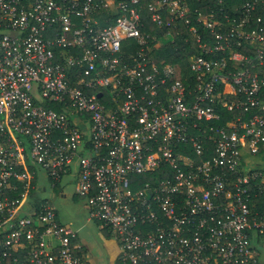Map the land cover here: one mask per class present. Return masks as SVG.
Segmentation results:
<instances>
[{
	"label": "built area",
	"instance_id": "1",
	"mask_svg": "<svg viewBox=\"0 0 264 264\" xmlns=\"http://www.w3.org/2000/svg\"><path fill=\"white\" fill-rule=\"evenodd\" d=\"M212 3L0 0V264H88L41 195L69 174L120 264L258 263L264 0Z\"/></svg>",
	"mask_w": 264,
	"mask_h": 264
},
{
	"label": "rangeland",
	"instance_id": "2",
	"mask_svg": "<svg viewBox=\"0 0 264 264\" xmlns=\"http://www.w3.org/2000/svg\"><path fill=\"white\" fill-rule=\"evenodd\" d=\"M160 36L161 43L164 40H168L171 38V35L168 33H163ZM72 175H66L63 178L64 181V191L67 193L66 198H61L54 195L52 199V195L50 194V190L47 187L45 192H42L41 195H46L50 198V201L57 207L58 212L61 216L65 217L62 221L69 225L71 228L75 229L79 225L78 229V240L87 245L86 253L89 258L88 264H112V262L106 259L103 255V252L99 246L100 243L104 241L102 237L97 234V228L95 223L86 221V217L88 216L87 212L82 208V205L85 203V198L80 197L74 193L75 183ZM93 220V219H92ZM96 221V220H95ZM80 225H83L82 227ZM114 246V242L109 239ZM264 244V242H263ZM264 247V245L262 246ZM264 250V248H263Z\"/></svg>",
	"mask_w": 264,
	"mask_h": 264
},
{
	"label": "crops",
	"instance_id": "3",
	"mask_svg": "<svg viewBox=\"0 0 264 264\" xmlns=\"http://www.w3.org/2000/svg\"><path fill=\"white\" fill-rule=\"evenodd\" d=\"M242 155H243L242 156L243 162L247 167L264 171V146L261 147L259 152L256 154H249V153L244 152ZM63 178L59 182L58 187H56V189L54 190V192L52 194V199H53L55 194H57V196L60 197L61 200H62V198L67 197V193L64 191V187H63L64 186ZM52 202H51V204H53ZM53 206L55 207L54 204H53ZM82 208L88 214V211H87L85 204L82 205ZM55 209H56V213H57V219L60 220V222L64 223L62 220L65 217L61 216V214L58 212L57 207H55ZM89 221H92L93 223H95L96 228H97V230H96L97 234L104 239V241L99 244V246L103 252L104 257L109 260V263L111 261L112 264H120L119 260H118V243L116 242V240L111 236L110 232L108 231V229L106 227L102 226L98 221L92 220L89 218V216H87L85 222L88 223ZM80 226L82 227L83 225H80ZM75 228H76V230L75 229L74 230L77 232V237L75 239V242H77L81 246V250H82L85 258L89 262L88 255L86 253L87 245L78 240V229L77 228H79V225ZM109 239H111L114 242V246H112V243ZM263 248L264 247H262L259 250L260 256H259V261L257 264H264V250H263Z\"/></svg>",
	"mask_w": 264,
	"mask_h": 264
},
{
	"label": "trees",
	"instance_id": "4",
	"mask_svg": "<svg viewBox=\"0 0 264 264\" xmlns=\"http://www.w3.org/2000/svg\"><path fill=\"white\" fill-rule=\"evenodd\" d=\"M149 0H142L143 5ZM192 8H198L203 12L209 10V4L212 5L213 0H187ZM144 28V27H143ZM146 30L156 32L158 35L165 33L166 29H161L157 27L152 22H146ZM198 47L193 36L188 32L185 27L180 28V35H175L174 39L164 40L161 44L159 52V58H164L165 60L179 64L181 67L185 68L188 64V56L192 53H197ZM187 150L190 149L187 146ZM147 178L146 176H144Z\"/></svg>",
	"mask_w": 264,
	"mask_h": 264
}]
</instances>
